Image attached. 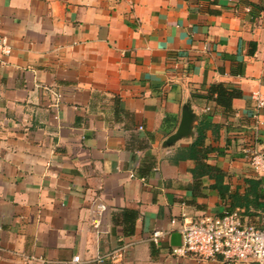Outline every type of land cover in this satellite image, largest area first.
Returning a JSON list of instances; mask_svg holds the SVG:
<instances>
[{"label": "crops", "instance_id": "obj_1", "mask_svg": "<svg viewBox=\"0 0 264 264\" xmlns=\"http://www.w3.org/2000/svg\"><path fill=\"white\" fill-rule=\"evenodd\" d=\"M0 34V264H248L170 236L264 210V0H0ZM216 82L241 91L229 114Z\"/></svg>", "mask_w": 264, "mask_h": 264}, {"label": "built area", "instance_id": "obj_2", "mask_svg": "<svg viewBox=\"0 0 264 264\" xmlns=\"http://www.w3.org/2000/svg\"><path fill=\"white\" fill-rule=\"evenodd\" d=\"M0 46L6 52L7 43L2 34ZM49 91L57 105L61 100V93L51 89ZM252 97L256 101V107L264 106V97L258 92H253ZM248 153L253 170L264 177V151ZM262 189L264 196V184ZM162 235L160 230H153L150 239L156 243ZM171 254L179 257L192 256L201 260L220 256L226 261L264 264V210L257 224L243 223L236 211L187 223L181 230L180 245L173 246ZM117 255L119 254L113 256ZM74 260L77 261L78 257L75 256Z\"/></svg>", "mask_w": 264, "mask_h": 264}, {"label": "trees", "instance_id": "obj_3", "mask_svg": "<svg viewBox=\"0 0 264 264\" xmlns=\"http://www.w3.org/2000/svg\"><path fill=\"white\" fill-rule=\"evenodd\" d=\"M207 98L214 99L216 104L220 106L226 114H229L233 111L232 109V100L235 97L241 96V91L239 88L228 87L222 82H216L210 84L206 93ZM211 126L209 122L206 121L205 115L202 116L201 120L197 125V137L196 139L186 148V153L191 158H194L197 162V168L195 169V174L202 172L201 166H208L205 164L204 159L206 157V152H204L200 147L204 143L205 131ZM215 167H211V170L214 171ZM216 179H219L218 177Z\"/></svg>", "mask_w": 264, "mask_h": 264}, {"label": "water", "instance_id": "obj_4", "mask_svg": "<svg viewBox=\"0 0 264 264\" xmlns=\"http://www.w3.org/2000/svg\"><path fill=\"white\" fill-rule=\"evenodd\" d=\"M189 125H190V116H189V110L185 109L181 113V119L180 122L176 128V130L169 136L170 140H174L179 135L186 133L189 131ZM170 243L173 246H178L181 243V233L176 232L172 233L170 236Z\"/></svg>", "mask_w": 264, "mask_h": 264}]
</instances>
